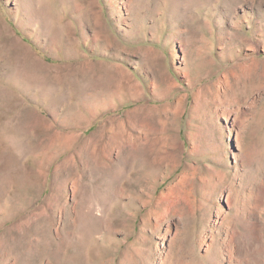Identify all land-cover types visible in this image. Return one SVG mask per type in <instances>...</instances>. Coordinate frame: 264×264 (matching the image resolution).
I'll return each mask as SVG.
<instances>
[{
	"label": "rangeland",
	"instance_id": "1",
	"mask_svg": "<svg viewBox=\"0 0 264 264\" xmlns=\"http://www.w3.org/2000/svg\"><path fill=\"white\" fill-rule=\"evenodd\" d=\"M0 264H264V0H0Z\"/></svg>",
	"mask_w": 264,
	"mask_h": 264
},
{
	"label": "bare ground",
	"instance_id": "2",
	"mask_svg": "<svg viewBox=\"0 0 264 264\" xmlns=\"http://www.w3.org/2000/svg\"><path fill=\"white\" fill-rule=\"evenodd\" d=\"M54 134H57V133H54ZM54 134L50 138V146L49 147H50L51 150H54V148L56 149V147H58L59 151L56 150L57 151L56 152L54 150V153L52 155V160H53V156H56L58 154L61 155L62 153H67L68 150H69V147H70V142H69L68 138H66L65 136H64V139L63 140H60L61 142H59V143H53V136H54ZM56 139H58V137H56ZM50 161H51V159H50Z\"/></svg>",
	"mask_w": 264,
	"mask_h": 264
}]
</instances>
